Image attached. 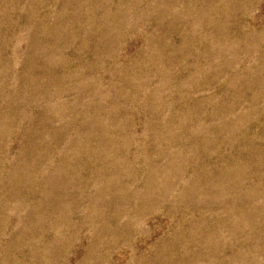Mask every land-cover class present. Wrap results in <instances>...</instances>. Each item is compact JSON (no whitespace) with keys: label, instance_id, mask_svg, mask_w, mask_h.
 Masks as SVG:
<instances>
[{"label":"rangeland","instance_id":"374dc122","mask_svg":"<svg viewBox=\"0 0 264 264\" xmlns=\"http://www.w3.org/2000/svg\"><path fill=\"white\" fill-rule=\"evenodd\" d=\"M0 264H264V0H0Z\"/></svg>","mask_w":264,"mask_h":264}]
</instances>
